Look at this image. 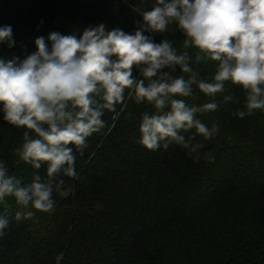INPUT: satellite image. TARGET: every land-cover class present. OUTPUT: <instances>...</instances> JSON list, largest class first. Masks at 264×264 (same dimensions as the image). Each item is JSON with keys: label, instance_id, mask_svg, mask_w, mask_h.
<instances>
[{"label": "trees", "instance_id": "trees-1", "mask_svg": "<svg viewBox=\"0 0 264 264\" xmlns=\"http://www.w3.org/2000/svg\"><path fill=\"white\" fill-rule=\"evenodd\" d=\"M139 0H0V26H11L14 45L0 43V60L19 61L36 52L43 36L82 35L87 27L104 23L133 34L143 24L133 6ZM154 0H144L150 10ZM153 42L171 40L178 50L185 38L173 24L168 33H149ZM201 78L211 79L214 62L194 60ZM176 67L174 75H180ZM134 75H139L138 71ZM240 103L198 114L211 128L210 139L191 130L203 144L199 159L172 144L152 151L139 143L143 112L153 109L127 101L113 122L87 139L81 151L73 148L75 178L61 173L54 186L55 209L31 219H15L20 210L13 198L0 205L9 225L0 237V264H264V111L240 118V88L228 85ZM201 105L208 98L195 90ZM228 93H225V95ZM217 99H222L218 96ZM0 104V160L10 174L31 182L35 173L46 178V165L33 169L12 150L22 143L25 129L3 120ZM119 110V107H118ZM63 254L57 262V256Z\"/></svg>", "mask_w": 264, "mask_h": 264}, {"label": "clouds", "instance_id": "clouds-1", "mask_svg": "<svg viewBox=\"0 0 264 264\" xmlns=\"http://www.w3.org/2000/svg\"><path fill=\"white\" fill-rule=\"evenodd\" d=\"M143 3L133 6L143 18L133 34L108 30L104 23L79 36L52 32L47 38L51 47L40 36L36 52L19 63V58L0 60L3 120L25 129L12 154L36 170L46 165V178L37 172L25 184L0 160V205L7 207L6 198H13L20 209L16 220L54 211V186L59 191L63 185L57 176H77L73 148L82 152L87 139L106 127L105 112L115 122L128 100L153 109L140 119L142 146L155 151L176 144L197 160L203 144L184 134L195 130L210 139L217 133L218 124L209 128L198 114L240 103L229 84L244 97L243 109L234 115L264 111V0H154L150 10ZM173 24L184 34L182 51L167 38L155 43L144 34L168 33ZM4 41L14 45L11 26H0V43ZM190 50H195L197 64H216L211 79L193 69ZM177 66L180 75H174ZM196 89L207 102H188L198 98ZM8 225V215L0 214V237Z\"/></svg>", "mask_w": 264, "mask_h": 264}]
</instances>
